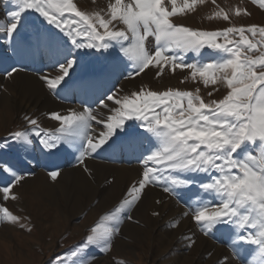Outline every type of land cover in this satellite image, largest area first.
<instances>
[{
	"label": "snow or ice",
	"instance_id": "snow-or-ice-1",
	"mask_svg": "<svg viewBox=\"0 0 264 264\" xmlns=\"http://www.w3.org/2000/svg\"><path fill=\"white\" fill-rule=\"evenodd\" d=\"M211 3L209 20L228 26L207 30L174 18ZM13 8L0 23V64L6 80L21 70L24 55L52 52L47 72L38 79L50 93L60 96L74 83L75 70L85 57L103 58L100 73L119 70L135 79L148 69L156 78L165 69L187 70L181 83L191 81L210 88L167 87L153 90L141 85L123 93L106 88L81 110L51 111L54 129L37 118L23 116L25 127L0 141V154L12 147L25 150L38 143L41 150L65 151L88 175L86 161L99 152L139 151L142 173L122 197L89 225L82 239L53 257L50 264H95L96 252L112 253L125 221L151 187L184 204L182 217H190L204 236L222 232L231 248L221 264H264V25H236L235 18L251 16L247 7H222L217 0H110L105 8L86 10L77 0H5ZM264 10V0H251ZM35 15L37 20H30ZM38 21V22H37ZM31 28L33 31H29ZM56 30L55 37L52 30ZM33 37L35 42H33ZM204 49L211 50L202 57ZM194 54L189 62L186 57ZM55 73V75H53ZM225 89L219 98L214 93ZM0 91H6L0 85ZM34 173L0 160V225L25 228L22 217L3 202L18 201V192ZM56 181L59 169L48 173ZM114 182L107 181L108 184ZM162 205L163 199L155 201ZM153 216L160 212L154 210ZM179 219L170 227L179 226ZM31 231L30 228L27 229ZM185 234L186 247L196 244ZM211 256V252L208 254ZM115 264H124L116 260Z\"/></svg>",
	"mask_w": 264,
	"mask_h": 264
},
{
	"label": "rangeland",
	"instance_id": "rangeland-1",
	"mask_svg": "<svg viewBox=\"0 0 264 264\" xmlns=\"http://www.w3.org/2000/svg\"><path fill=\"white\" fill-rule=\"evenodd\" d=\"M217 3H219L222 7H228L241 4V0H217ZM202 6H204V9H206L203 11L202 18L199 19L196 17L194 20L196 23L192 22L190 19V14H188L187 17L184 16L174 19H176L177 22L184 23L187 26L207 30H215L228 26L227 22L207 19V16L211 14L213 8L211 3H207L206 5ZM241 6L247 7V9L251 12V16H241L235 18L233 23L238 26L250 24L264 25V10L259 9L256 5H253L251 0H243ZM12 8L13 5L11 3L6 4L5 0H0V23L6 22V11L11 10ZM29 19L37 20V17L32 15L29 17ZM29 31L33 30L29 28ZM52 33L55 37L56 34L54 32ZM34 41L35 38L33 37V42ZM45 50L46 51H44L42 56L40 54H37L34 57L32 55H24L22 58H19V63L17 66L21 65L22 63H31V68L35 69L37 67L36 73L47 72L49 70L47 66L50 65L52 60V52L50 50L48 51L47 49ZM210 51L211 50L204 49L201 56L207 57V54ZM186 58L189 62H191L195 57L194 54L189 53ZM208 58L210 59L211 57ZM9 62L11 61L9 60L6 62L5 60L1 66L6 67ZM103 64L104 60L102 57L99 59H97V57H89L87 60L86 57L84 58V60L81 62V67L76 69L73 75L74 85L72 84L71 87L67 89L69 91L74 90V92L71 93V100L67 99L65 100L66 102H62V93L60 96H56L50 93L49 90L47 91L61 104L82 107L84 103H76L75 101H72L73 99H77L79 95L82 94L80 93L78 95V91L88 92L89 94L87 96L89 97V101H93L100 94V92L104 91L106 88H114L117 90H122L123 93H130L132 91L138 90L139 86L143 85L140 82V78H142L144 73L141 74V77L139 76L135 79H124L122 76H120L119 70H110L98 75ZM145 72H147V70ZM53 75L55 74L53 73ZM197 86L198 85L193 84L191 81H187L185 83L180 82L179 85L171 87L182 90H193ZM199 87L201 88L202 96H205V99H208L204 92L207 94V92L211 89H206L203 87V85H199ZM224 92L225 89L221 87L220 91L214 93L213 98L221 97ZM84 96L86 99V95ZM14 108L12 112L6 113L7 115L5 114L2 117L3 119L1 118L2 120L0 119V141H3V139L8 136L10 131L23 130L25 127L23 116L29 113L26 111L22 112L21 110L17 109V107ZM32 114L31 116L37 118L43 127L51 129L58 127V122L57 125L51 124L53 126L49 125V127L48 125L43 124V120L41 119L42 115L38 113ZM34 148H37V144L27 150L19 146L12 147L7 152L0 154V160L7 161L8 163L19 168L23 163L22 169L25 172L30 171L36 174L28 176V180L30 177L37 176L38 173H44L48 175V173L45 172V168L48 170H57L56 168H53L51 164L52 162L55 163L58 160V152L57 154L55 153V155L41 150L40 146H38L37 149ZM21 149L24 150L21 151ZM123 152H126L128 155L127 163L124 164H119L121 162L120 159H117L119 155H112L113 152H108V155H111L112 158H110V156L109 158L108 156L106 158L101 156L97 157L96 155L94 158H97L96 160L100 162H115L120 166L131 167L132 165H139L141 167L140 169L142 170L141 161L138 159L140 154L139 151L124 150ZM41 156L45 157V162H43L44 165L42 161L39 163ZM121 157L123 160L126 159L124 158L125 153H122ZM30 164H32V167ZM92 177L94 179L93 175ZM107 179L108 181H111L112 177H107ZM26 181L24 182L23 187L14 189V191L18 192L19 194L20 199L18 201L8 200L3 202L16 215L22 217L21 222L25 224V228H21L19 225L8 223L0 225V264H50V261L53 257L63 253L74 244L79 242L84 236L86 228L93 224V222L98 219L104 210H107L116 204L123 195L119 194V196H112L115 182L109 184V187L105 189L103 188L107 184L106 181L103 183V185H101L100 188L96 186L97 191H95L94 196L91 197L88 193L83 191L84 187L81 185L73 187L72 189L59 180L54 182L52 180V186H45V190H42L41 188L43 193L39 194L35 193V190L30 189L31 191H28L29 187L27 188L25 186ZM126 184L127 181H124V186ZM125 188L126 187H123V190L121 191H124ZM151 188H153L151 191L155 196L154 204H156L155 201L158 199L165 197L169 198L158 187ZM118 191L119 190L117 189V192ZM74 199L80 200L79 208L77 210L72 208ZM164 204H166V202L162 205ZM162 205L156 204V206ZM182 206L184 209L183 203ZM143 209L144 207L142 206V202H140L139 206L134 209L132 213L134 220L139 222L135 223L132 221H125L121 229V234L115 241L112 253L103 255L99 252H96L95 254L98 259L95 261V264H115L116 260H122L124 261V264L210 263V261L213 259L211 257L213 252H211V256H209V253L206 252L204 255H202L203 257L199 258L197 242L200 237L204 235L200 232L199 227L192 220L190 221L196 230V233H193L195 234L194 238L196 239V244L191 248L186 247L187 241L184 239L185 234H181L180 232L182 230V226H184L185 219H191L190 217L185 218L181 216L175 218L174 220L179 219L180 221L179 226L176 228L170 227L174 220L167 222L164 228H160V222L164 221V219H162L163 217H161V213L159 216L151 217V214L149 213H152V211ZM28 228H30L31 231H28ZM139 229L142 233H137L136 230ZM144 231L147 234H150L151 241L146 240L147 236L144 234ZM158 238L163 239L162 243H158ZM218 238H225L224 234L222 232H216L214 235H209L205 239H210L213 241V243L218 244ZM120 246L122 249H119Z\"/></svg>",
	"mask_w": 264,
	"mask_h": 264
},
{
	"label": "bare ground",
	"instance_id": "bare-ground-1",
	"mask_svg": "<svg viewBox=\"0 0 264 264\" xmlns=\"http://www.w3.org/2000/svg\"><path fill=\"white\" fill-rule=\"evenodd\" d=\"M109 2L110 0H78L77 3H78V6L81 7L82 9L96 10L100 8H105ZM205 9H204V6H201V7H198L196 12L190 13V19L192 20V22L196 23V21H194L196 17H198L199 19L202 18L203 11ZM52 32L56 34L55 29H53ZM5 60L6 62L9 61L7 58H5ZM17 67H19L21 70L19 71V73L15 74L12 80L10 79L8 81L2 75L3 66H1L0 64V85H2L4 89H6V91H0V95H1L0 96V119L6 113L12 112L14 107H17V109L21 110L22 112L26 111L30 115L32 113H38L42 115L41 119L43 120V124L49 126L51 124L57 125L56 121L50 120L48 118L47 114L49 112L58 111V112L64 113L68 108H73L77 110L82 109V107H78V106H71L69 104H61L57 100H55L51 96V94L47 91L45 85L38 79V76L36 73L37 67L35 69L31 68L32 67L31 63H22L21 65H18ZM100 74L101 73H98V75ZM186 74H187V70H184V71L177 70L175 74H172L166 69L163 76H161L160 78H156L155 70L150 68L147 70V72H145L142 75V78H140L141 80L140 82L143 85L153 90H164L167 87L179 85L181 80L184 78ZM204 94L207 95L206 92H204ZM118 152L119 150H117V153ZM99 153L100 155L97 154L96 155L97 157L101 156V157L106 158L108 156L109 158L110 156V158H112L111 155H108L109 154L108 152L101 151ZM115 153H112V155ZM94 157L86 161L88 167L92 170L94 179L92 176L91 177L88 176L82 170V168L78 166L74 167L73 165L75 164V160L73 159V156L69 155L65 151L58 152V160L55 163L52 162L51 166L53 168L59 169L61 172V175L57 178V180H59L62 183H65V185H67L68 187H71L72 189L73 187L81 185L82 187H84L83 191L88 193L89 196L91 197H93L95 194V191H97L96 186L100 188L101 185H103L105 181L106 182L108 181L107 177H110V176L112 177V180L114 178V182H115V185L113 187L114 192L112 191L113 192L112 196H115V195L119 196V194L122 195L124 191L126 190V188L130 185V183L133 181H136L142 173L141 172L142 170L140 169L141 167L139 165H132L131 167L120 166L116 164L115 162L114 163L100 162L96 160L97 158L95 159ZM30 166L32 167V164H30ZM124 181H127V184L125 186H124ZM51 182L52 180L49 177V175H46L44 173H38L37 176L30 177L29 180L26 181L25 186L27 188L29 187L28 191L35 190V193L40 194V193H43L42 190L46 189L45 186H48V187L52 186ZM107 187H109L108 183L105 185L103 189ZM123 187H126V188L124 191H121L123 190ZM117 189L119 190L118 192H117ZM151 189L153 188H149L147 190V194L141 201L142 206L144 207V209L148 211L150 210L152 212L154 210L159 211L161 213V217H163L162 219H164L163 222H160L159 226L160 228H164L167 222L173 221L175 218L181 217V214L184 211L182 202H178L175 198L169 199L165 197L162 199L166 202V204L162 206H156V204H154L155 196H154V193L151 191ZM79 203H80V200L74 199L72 208L74 210H77L79 208ZM149 214H151V217H153L152 213H149ZM190 220L191 219H185L184 226H182L181 228L182 229L180 232L181 234L183 233V234L190 235V234L196 233L194 225L192 224ZM136 231L137 233H142L140 229ZM144 234L147 236V239L146 238L145 239L151 241L150 234L149 233L147 234L145 231H144ZM202 237H200L199 240L197 239L199 258L203 257L202 255H204V253L206 252L207 253L213 252V255L211 256L213 259L210 261V263L211 264H221V261L224 256L231 255V248L229 247L228 243H226V238H218V244H215L210 239H205L207 237H204V236ZM162 241L163 239L158 238V243H162ZM121 246L119 249H122ZM231 264H240V261L233 259L231 261Z\"/></svg>",
	"mask_w": 264,
	"mask_h": 264
}]
</instances>
